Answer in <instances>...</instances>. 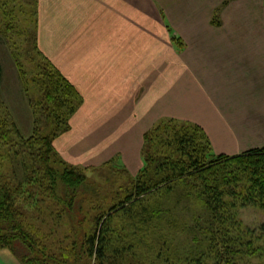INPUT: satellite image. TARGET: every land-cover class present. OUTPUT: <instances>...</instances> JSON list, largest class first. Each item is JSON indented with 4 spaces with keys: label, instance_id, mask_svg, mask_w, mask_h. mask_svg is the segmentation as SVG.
<instances>
[{
    "label": "crops",
    "instance_id": "crops-1",
    "mask_svg": "<svg viewBox=\"0 0 264 264\" xmlns=\"http://www.w3.org/2000/svg\"><path fill=\"white\" fill-rule=\"evenodd\" d=\"M37 4L39 49L83 99L53 142L67 163L119 158L136 174L144 135L165 119L199 128L218 155L264 146L262 0ZM0 264L21 263L3 249Z\"/></svg>",
    "mask_w": 264,
    "mask_h": 264
},
{
    "label": "trees",
    "instance_id": "trees-1",
    "mask_svg": "<svg viewBox=\"0 0 264 264\" xmlns=\"http://www.w3.org/2000/svg\"><path fill=\"white\" fill-rule=\"evenodd\" d=\"M9 1L0 0V9L10 7ZM35 4L28 28L30 67L22 64L18 54L14 62L26 92H37V107L41 113L48 112L45 120L54 125L45 135H39L37 130L24 141L23 146L29 147L25 151L29 158L16 150L21 167L10 171L11 168L0 167V250H9L21 264H68L69 261L117 264L108 259L109 249L118 254L112 248L111 237L106 236L109 224L122 217L128 224L126 239L129 241L123 250H136L143 243L137 237L138 232L146 229V224H151L155 217L148 207L149 201L159 199L166 219L172 224L187 225L180 229V236L184 234L185 241L190 242L183 247L181 255H167L164 261L246 264L253 258L261 259L264 249L256 244L252 233L246 231L243 236V227L231 214L236 203L257 207L264 213V146L233 156L216 155L199 128L177 126L173 121L157 125L144 135L142 167L134 176L120 169V179H129V185L118 188L112 198L114 203L111 199L107 211L101 206L97 200L98 187L84 172L103 168L70 166L53 147V142L70 130V119L83 99L40 51L37 0ZM3 34L8 35L6 31ZM8 118L6 110L0 107V154L13 136ZM33 147L36 149L32 150ZM192 199L201 207L195 214ZM86 210L97 214L88 217ZM45 212L53 225L43 224L42 229L33 225L38 224ZM223 214H227L226 218ZM58 224H70L71 230L70 235L55 243L57 239L52 236ZM85 226L88 232L83 230ZM263 237L264 224L256 232L257 241ZM159 243L157 254L164 247ZM53 244L58 245L59 253L49 251ZM60 249L71 254V258L63 259L64 254L60 252H64Z\"/></svg>",
    "mask_w": 264,
    "mask_h": 264
},
{
    "label": "rangeland",
    "instance_id": "rangeland-1",
    "mask_svg": "<svg viewBox=\"0 0 264 264\" xmlns=\"http://www.w3.org/2000/svg\"><path fill=\"white\" fill-rule=\"evenodd\" d=\"M35 1L36 0H10L9 2H12L10 7L8 6L6 8L0 9V107L6 110V113L9 116L8 124L13 130V136L10 139L8 145L2 147V152L0 154V167H7V169L11 168L8 171L13 170L12 168L21 167L18 163L19 155H15V152L18 150L22 155H24L26 149L29 150V147L23 146L24 141L30 139L37 130L39 135H45V133L51 130L54 125L52 121L46 122L45 120L48 112L41 113L42 111L39 109V107H37L38 99H36L35 96L37 92H26L27 90H25L26 88L24 86L23 80L14 62L15 56L18 54L22 64L27 68L30 67L29 63L32 58L30 55L31 43L29 38L31 33L29 34L28 28L30 15L33 14L34 8H36ZM9 26L13 27L10 30H7ZM5 31L8 34L7 37L3 34ZM40 42H44L43 33H41ZM39 46L40 45L38 44V47ZM39 48H42V44ZM166 123H172V120L165 119L161 124L165 125ZM174 124H177V126L181 125L180 123ZM35 149L36 148L33 147L32 150ZM212 151L217 155L216 150L212 149ZM3 153H6V155H3ZM25 155L29 158L28 153H25ZM64 162L67 163L66 161ZM67 164L76 168H85L69 163ZM122 168L123 166L120 165V160L118 158L114 159L109 166L107 165L100 171L84 172L87 179L90 182H94L98 187L97 200H100L101 206H103L106 211L108 206L112 204V201L114 203L113 196H116L115 192L118 190V188L123 189L129 185V179H120L119 172ZM17 170L19 172V169ZM129 174L134 176L135 171H131ZM161 201L159 199H151L149 201L148 207L155 217L151 224H146V229L138 232L137 237L142 238L143 243L137 246L136 250H123V248L129 245V241L126 239V236H128V224H125L124 220H122V217L112 220V224H109L108 233L106 232V236L108 238L111 237L110 239L112 240V248L117 249L118 254L115 251L109 249L108 259L110 261H113L117 264H170V260L164 261L166 260L167 255H181L183 247H185L187 244L190 245V242L185 241L184 234L183 236H180V229L187 225L172 224L169 219H166V212L163 213L164 206ZM192 203L195 214L197 210L201 209V207L198 201L195 199H192ZM96 214L97 213L93 211L89 212L88 210L85 212V215L88 217L89 215L96 216ZM223 215L224 218H226L227 214ZM231 215H233L234 220L239 222L243 227V236H246V231L252 233L256 244L258 243V245L264 249V237L259 241H257L256 238V232H258L259 227L264 224V213L257 207H242L241 203H236L235 208L232 209ZM223 220L226 221L225 219ZM43 224H50L51 226L53 225L48 220L46 212L39 217L38 224L33 225L42 229ZM70 230V224H58L57 229H55V232L52 236V238L55 237L57 239L55 240V243L57 241H62L64 237L70 235ZM83 230L88 232V226H85ZM68 241L69 239L67 242ZM158 241L160 242L159 244H164L160 254H157L155 251L158 248ZM54 244L49 247V251L52 254L59 253V249L57 247L58 245L54 246ZM147 244L149 247H147ZM65 249L67 250L68 248ZM166 249H168V252ZM60 251L63 250L60 249ZM63 252L64 253L60 252L61 254H64V257H61L65 260H69V258H71V254L74 256L76 253V248L71 254H66L65 252L67 251L65 250ZM262 253L263 256L261 259L253 258V260H250L246 264H264V251ZM68 264H83V262L77 261L74 263L69 261Z\"/></svg>",
    "mask_w": 264,
    "mask_h": 264
}]
</instances>
